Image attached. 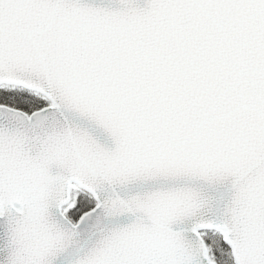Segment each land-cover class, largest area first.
I'll use <instances>...</instances> for the list:
<instances>
[{"label": "snow or ice", "instance_id": "obj_1", "mask_svg": "<svg viewBox=\"0 0 264 264\" xmlns=\"http://www.w3.org/2000/svg\"><path fill=\"white\" fill-rule=\"evenodd\" d=\"M0 264H264V0H0Z\"/></svg>", "mask_w": 264, "mask_h": 264}]
</instances>
